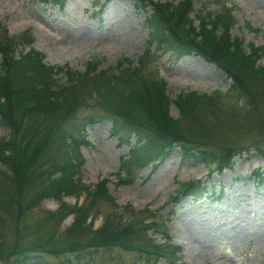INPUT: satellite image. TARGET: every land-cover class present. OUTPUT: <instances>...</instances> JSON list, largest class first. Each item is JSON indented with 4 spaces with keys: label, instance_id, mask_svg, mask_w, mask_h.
<instances>
[{
    "label": "trees",
    "instance_id": "trees-1",
    "mask_svg": "<svg viewBox=\"0 0 264 264\" xmlns=\"http://www.w3.org/2000/svg\"><path fill=\"white\" fill-rule=\"evenodd\" d=\"M38 1L59 11L67 2ZM130 1L134 11L144 14L148 41L154 42L158 50H167L176 58L200 56L223 71L231 84L224 92H181L172 98L162 77L143 71L149 53L143 54L136 65L124 58L114 66L100 68L102 59H97L89 62L84 71H78L46 64L44 56L33 48L13 58V41L8 37L0 41V127L7 128L10 134L0 140V164L11 173L9 193L5 197L0 193V211L6 212L10 203L19 216L43 199L57 197L59 208L49 214L61 219L73 214L65 230L88 237L48 250L52 254L69 252L67 264H73V257L80 260L81 254L89 250L114 246L132 251L137 264H181L179 247L166 242L168 236L163 243L148 237L150 228H158L157 222L132 223L109 215L97 229L89 230L87 219L96 199H114L108 194V179L91 190L78 178L83 163L80 146L86 141L88 126L109 119L111 135L120 145L129 146L117 173L121 183L127 180L122 177L131 176L134 167L144 168L150 163L156 166L157 160L177 148L181 161H199L208 170L215 167L218 172L231 164L235 155L255 151L263 165L252 172L251 178L264 185V46L245 43L244 38L231 32L236 18L228 5L218 4L211 11L206 4L196 8L195 0ZM61 75L66 78L64 83L59 82ZM232 95L235 100L227 105L230 114L246 125L254 112L261 134L242 145H215L202 119L207 113L218 119L223 107L212 105ZM172 104L178 110L176 117L170 113ZM37 180L39 188L29 190L28 202L23 203L21 194ZM81 190L89 197L85 208L62 201L63 196L79 194ZM178 192L194 200L215 196L214 190L200 179L184 182ZM161 224L165 232L167 226ZM42 248H36V244L28 248L14 246L6 254L0 246V260L6 258V264H40L36 251H41L36 249Z\"/></svg>",
    "mask_w": 264,
    "mask_h": 264
},
{
    "label": "rangeland",
    "instance_id": "rangeland-1",
    "mask_svg": "<svg viewBox=\"0 0 264 264\" xmlns=\"http://www.w3.org/2000/svg\"><path fill=\"white\" fill-rule=\"evenodd\" d=\"M195 3L196 8L206 4L211 11L218 4L228 5L236 18L231 32L244 38L245 43L264 46V0H195ZM27 34L31 41L30 37H22ZM5 37L13 41V58L33 48L44 56L46 64L78 71H84L89 62L97 59H102L100 68L114 66L124 58L136 65L143 54L149 53L143 71L162 77L172 98L181 92H224L231 84L223 71L200 56L176 58L167 50H158L154 42L148 41L144 14L134 11L130 0H67L62 11L37 0H0V41H5ZM2 57L0 51V62ZM65 81L61 75L59 82ZM217 100L212 107H223L218 119L214 120L211 113L202 119L213 144L242 145L260 136L261 126L255 122L254 112L246 125H241L238 116L228 111L227 105L235 100V95ZM170 113L178 116L173 104ZM111 126L109 119L88 126L86 141L80 146L81 183L92 190L98 182L108 179V194L114 199L113 202L96 199L87 219L91 232L109 215L139 224L154 221L158 228H150L148 237L163 243L168 236L166 242L179 247L177 256L181 264H264V185L251 178L252 172L263 165L257 152L235 155L231 164L218 172L215 167L208 170L199 161H181L175 148L157 160L156 166L150 163L144 168L134 167L131 176L122 177L127 180L121 183L117 173L129 146L118 143L111 135ZM9 135L7 128L0 127V140ZM10 178L9 168L0 164L3 197L9 193ZM191 179L205 181L215 196L194 200L178 192L179 185ZM39 182L28 184V192L21 194L23 203L28 202L29 190L39 188ZM237 195H241L239 199ZM62 201L85 208L89 197L81 190L79 194L63 196ZM59 205L57 197L49 196L17 216L16 209L8 203L6 212L0 211L1 249L8 254L14 246L42 245L45 249H36L41 251H36L40 264H67L69 252L52 254L48 250L88 237L65 230L73 214L64 219L49 214L48 211H57ZM162 222L167 226L165 232ZM72 259L73 264H137L132 251L116 246L99 247L82 253L80 260ZM0 264H6V258Z\"/></svg>",
    "mask_w": 264,
    "mask_h": 264
},
{
    "label": "bare ground",
    "instance_id": "bare-ground-1",
    "mask_svg": "<svg viewBox=\"0 0 264 264\" xmlns=\"http://www.w3.org/2000/svg\"><path fill=\"white\" fill-rule=\"evenodd\" d=\"M241 196V195H240ZM239 195H237V197H238V199H239V197H240ZM242 200H244L245 201V203H246V205H247V199H246V197H243L242 198ZM193 229V228H192ZM196 228H194V230H195Z\"/></svg>",
    "mask_w": 264,
    "mask_h": 264
}]
</instances>
